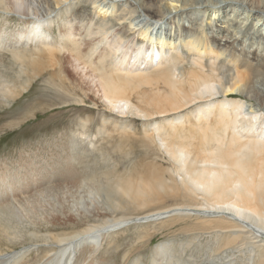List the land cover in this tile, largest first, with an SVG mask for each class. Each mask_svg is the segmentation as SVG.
Instances as JSON below:
<instances>
[{
	"label": "rangeland",
	"instance_id": "1",
	"mask_svg": "<svg viewBox=\"0 0 264 264\" xmlns=\"http://www.w3.org/2000/svg\"><path fill=\"white\" fill-rule=\"evenodd\" d=\"M39 1L0 0V34L4 28L7 29L5 30L7 32H14L16 26L19 29L28 27L31 22L33 23V19L19 20L17 18V12L20 11V9L18 11V5H21L24 11L28 10L37 14L41 13L42 8L46 12L51 10V6L45 0L41 1L47 7H41ZM97 1L105 5L104 9H109V13L113 12L115 5H119L117 14L120 12V19L116 20L113 16H107L105 22H100L99 19H95L93 2L63 0L64 4L60 6L57 12L52 14L49 11V15L45 19L47 25H45L44 30H48L47 33L52 38L50 41L53 42L52 45L51 43L45 46L41 45L39 46L40 49L33 48L34 45H31L30 51H24L29 53H23L24 57L22 58L17 56L16 52H12L11 55L0 56V79L2 80L0 84V88L2 87V91L0 90V179L5 176L9 178L10 184L13 185L14 183L17 186L16 201H11L13 204L10 201L7 203L15 205L14 202H16L18 204V215L11 217L12 219L9 218L10 225L7 226L5 220L0 222V235L5 242V247L8 246L6 250H11V248L20 250L27 246L33 247L32 252L35 249L36 251L43 249L45 244L50 243L56 235L81 232L86 229L87 224H92L93 220H96L98 224L97 215L122 220L143 216L174 205L196 206L198 204L197 206L203 207L208 205L205 204L207 201L203 195L201 196L195 191L196 194H194L190 191L189 186L185 184L184 172L186 167L183 171L179 169L167 150L168 147H166H172L171 145L179 148L188 147L186 150H189L191 154L189 161L195 160L193 158L196 156L194 153L197 148H195L196 139H189L190 137L181 139L175 134L182 132L180 127L183 126L192 132L195 130L196 127L188 124V121L193 119L192 111L194 108H187L186 111L175 110L174 112L173 110L175 115L172 114L171 110L153 114L152 108L147 106L146 102H141L138 95L146 93L165 96L163 89L156 85L141 83H137L136 87L133 90H128L124 96V99L130 103L129 108L115 109L108 103L105 94H111L109 90L105 89V85L103 88L101 87L99 80L101 79L104 84L108 85H121L120 76L114 70V66L120 59L124 58L123 55L127 60H132V62L135 60L138 46L135 43L136 40H133L130 35L133 29L132 24L136 26L135 28H140V26L143 27L144 23L140 22V19H134L133 14H138L134 10L130 11L133 9L129 7L131 5L125 7L128 3L118 0ZM223 1L202 0L210 7H218ZM84 7L89 9L86 10ZM241 11L249 12L245 7ZM70 25H72V29ZM13 29L14 31H12ZM69 31L70 33L74 32L72 38L65 36L69 34ZM155 32L156 30L153 34ZM64 37L67 38L64 39ZM42 46L44 47L42 48ZM37 54L39 55L37 56ZM156 58L159 59L157 56ZM190 66L187 65V69H190ZM189 73L187 71L185 76H190ZM257 86L260 88L259 85ZM28 89L27 94L20 96L23 90ZM144 114L146 115L144 116ZM180 116H185L187 119L183 126L175 124L172 127L167 123L176 122ZM187 134L183 132L182 137L184 138ZM165 138L169 140H165ZM165 142L167 143L166 148L163 147ZM192 150H194V154H192ZM198 157L204 158L205 155L199 154ZM153 171H157L162 178L164 177V181L166 184L168 183L164 186L166 189L147 188L145 194H142V183H140L139 177H151ZM31 176L32 178H30ZM108 181L112 183V188L117 186L120 191L115 192L111 201L102 200L92 208L99 210L96 211L99 213L82 212L77 208L76 202L79 194H83L88 187L98 188L99 183ZM183 185L184 187H182ZM46 190L49 191L45 193ZM21 196L24 198L22 199ZM34 207H37L36 210ZM108 211L113 212L107 215L102 214ZM83 216L87 217L83 218ZM197 219L194 216H190L189 219L188 216L181 215L168 218L169 221H165V225L164 220H162V223L152 221L149 222L150 224L146 222L144 225L140 223L119 227L115 232L110 233L111 240L114 238L115 242L113 240L112 243L109 240L110 242L103 247V249L111 247L110 250L108 252L103 250L97 261L102 262L101 264H105L103 259L107 261L106 264H152L154 247L159 244H172L174 260H178V262L180 260L179 264L187 262V264H206V262L209 264L208 260L212 251L208 245L212 246L214 238L207 234V232H211L210 229L203 226L201 221ZM174 220L176 221L173 222ZM155 222L159 223L158 226ZM174 225L176 226L174 227ZM9 230L11 233L8 232ZM190 234L197 237H192ZM187 235H190L191 238ZM41 238L43 239L41 240ZM35 239L38 244L34 243L36 242ZM191 243L194 246V251ZM226 243H219L220 252L230 251L239 247L243 242L242 239L231 238ZM196 249H199L200 252L197 253ZM108 253H112V258ZM177 253L182 256L180 257ZM200 253L201 255H199ZM38 256L41 255H31V260ZM199 256H202L201 259ZM239 256L238 252L230 251L225 254V259L222 258V260H233ZM222 260H218L215 264L222 263ZM111 261L112 263H110ZM129 261L131 262L129 263Z\"/></svg>",
	"mask_w": 264,
	"mask_h": 264
},
{
	"label": "bare ground",
	"instance_id": "2",
	"mask_svg": "<svg viewBox=\"0 0 264 264\" xmlns=\"http://www.w3.org/2000/svg\"><path fill=\"white\" fill-rule=\"evenodd\" d=\"M45 1L51 6V10L49 9L46 12L42 8L40 14L28 10L24 11L22 6L18 5L17 8L20 11L17 12V18L19 20L33 19V23L31 22L28 27H22L23 29H18V26H16L15 31L14 29L12 30L14 32H7L5 31L7 29L4 28V31L0 34V47H3L2 49L8 47L18 49L23 45L26 48L34 45L33 48L40 49L39 46L41 45L45 46L48 43L52 45L53 42H50L52 38L47 33L48 30H44L45 25H47L45 19H47L49 11L52 14L56 13L64 2L63 0ZM86 1L94 3L95 19H99L100 22H105L107 16H113L116 20L120 19V12L117 14L119 5L114 7L111 4L114 10L109 13V9H104L105 5L101 2L97 0ZM118 1L128 3L126 6L123 4L125 7L131 5L129 7L133 9H130V11L134 10L138 14H133L134 19H140L139 21L144 23V25L143 27L135 28L136 26L131 23L133 29L130 35L133 40H136L135 43L138 46L134 57L135 60L133 62L132 60H127L125 55H123L124 58H119L120 61L114 66V70L120 76L121 85L104 84L101 79L99 80L100 85L102 88L105 85V89L109 90L111 95L105 94V96L108 103L115 109L130 107V103L124 99V96L128 90H133L137 83L156 85L158 88L163 89L165 96H160L159 94L148 95L146 93L138 95V98H141V102H146L147 106L152 108L154 112H150L153 114L167 112L168 110H171L173 114L175 110L184 111L187 108H194L193 111L191 110L193 119L188 121L190 126L196 127L193 132L183 126L187 120L185 116H180L176 122L167 123L172 127L175 124L183 126L180 127L182 132H174L177 137L181 139H188L189 137V139H196V152L192 150V154L196 153L195 158H193L195 160L189 161L191 154L189 150H186L188 147L179 148L173 145L169 147L166 146V142L163 147H168L167 150L179 166V169L183 171L186 167L184 172L185 184L189 186L190 191L203 195L207 201L205 204L208 205L204 207L197 206L198 204L196 206L174 205L163 210L144 214L143 216L122 220H114L112 217L109 219L108 216L97 215L98 224L96 220H93L92 224H87L86 229L81 232L69 235H56L52 238V241L50 240V243L47 242L45 244L43 249L37 251L35 249L34 252L31 251L33 250L32 246L23 247L20 250L12 248L11 250H6L8 246L5 247V242L0 235V264H101L102 262L99 263L97 259L103 253V250L107 252L110 250L109 248L111 247L104 249L103 247L110 241L113 243L114 240L115 242L114 238L111 240L112 236L110 233L115 232L119 227L140 223L144 225L146 222L150 224L149 222L152 221L161 222L164 220L165 222L169 221L167 219L170 217L181 215L188 216L189 219L190 216H194V218L196 217L201 221L203 226L210 229L211 232H207V234L214 238V242L212 246L208 245L212 251L210 259L208 258L209 264H215L218 260H222L225 254L230 251L238 252L240 256L237 259L233 258V260H222L220 264H264V0H224L218 7H210L202 0H170V2L169 0ZM39 5L47 7L41 0ZM243 7L247 8L249 12H242ZM85 9L88 10L89 8ZM72 25H70L71 29ZM155 30L156 32L153 34ZM73 33L69 31V34L65 36L72 38L74 36ZM139 37L141 39H138ZM66 38L64 37V39ZM69 42L71 43V40ZM42 51L40 50V52ZM13 52L17 54L19 51ZM33 53L35 54V51ZM143 65L145 67L142 68ZM187 65H191L190 69H187ZM187 71L190 72L188 77L185 76ZM176 73L178 74L176 75ZM1 83L2 80L0 79ZM1 88L0 90L2 91ZM169 113L171 114V112ZM188 128L191 127L188 126ZM186 130L188 134L183 138L182 133L186 134ZM165 140L169 139L165 138ZM199 154H204L205 157L199 158ZM4 177L2 176V179H0V222L5 220L4 222L9 226V218L12 219L11 217H17L18 215V204L14 202L15 205H12L13 203L11 202L13 200L16 201L17 186L14 183L13 185L10 184L8 182L9 178ZM163 178L157 171H153L151 177L140 176L142 194H145L147 188L166 189L164 186L168 183L166 184ZM14 180L16 179L14 178ZM97 186L98 188L88 187L83 194L78 195L76 206L82 212L93 211L95 214L99 213L96 212L99 210L92 208L102 200L111 201L115 192L120 191L117 186L112 188L110 181L99 183ZM48 191L46 190L45 193ZM162 191L165 192L164 190ZM195 192L194 194H196ZM197 197L199 196L197 195ZM36 199L38 200V198ZM7 201L12 204L7 203ZM21 203L23 204L22 201ZM37 207H34V209L36 210ZM112 212L108 211L102 214L107 215ZM86 217L83 216V218ZM21 218L23 217L21 216ZM177 220L179 219L177 218ZM180 222L184 223L185 221ZM159 223H156L157 226ZM77 229L79 228L77 227ZM30 232L32 233V231ZM195 232L194 234H196ZM13 234L15 235V233ZM194 234L193 236L198 235ZM19 235L21 236V234ZM190 235L187 236L191 238L192 235ZM201 237L203 236L201 235ZM9 238L11 237L9 236ZM231 238L242 239L243 243L230 251L224 250L220 252L219 243L227 244L226 242L230 241ZM34 243L36 244L37 241ZM114 250L116 251V249ZM200 250L203 249L200 248ZM200 250L198 249L197 253ZM153 253L154 261L152 264H179L181 262L180 260L179 262L174 260L172 244H159L154 247ZM33 254L41 256L33 257L31 260V255ZM111 254L109 255L112 258L113 255ZM203 257L205 259V256ZM103 261L105 264L107 263L105 259Z\"/></svg>",
	"mask_w": 264,
	"mask_h": 264
},
{
	"label": "crops",
	"instance_id": "3",
	"mask_svg": "<svg viewBox=\"0 0 264 264\" xmlns=\"http://www.w3.org/2000/svg\"><path fill=\"white\" fill-rule=\"evenodd\" d=\"M22 29H23V28H22ZM2 48H3V47H2ZM2 48L0 47V49H1V50H0V56H4L5 54H8V55L10 54V55H11L13 51H17V50H18V51H21V52H17V56H19V57H21V58L24 57L23 53H29V52H24L25 50H26V51H30V50H31L30 47H28V48H29V49H28V48L23 47V46H21L22 49H21V48H18V49H17V48H14V49H13V48H9V47H8V48H4V49H2ZM24 48H26V49H24ZM16 49H17V50H16ZM10 50H13V51H10ZM9 51H10V52H9ZM27 88H28V87H27ZM28 92H29V89H28V90H25V91L23 90L22 95H20V96H23L24 94H27ZM20 96H19V97H20ZM19 97H18V98H19ZM16 101H17V100H16Z\"/></svg>",
	"mask_w": 264,
	"mask_h": 264
}]
</instances>
